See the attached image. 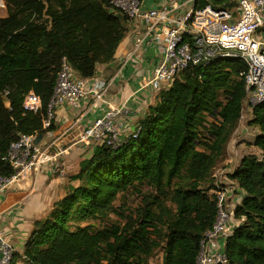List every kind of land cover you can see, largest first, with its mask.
<instances>
[{
	"label": "trees",
	"instance_id": "16d2710c",
	"mask_svg": "<svg viewBox=\"0 0 264 264\" xmlns=\"http://www.w3.org/2000/svg\"><path fill=\"white\" fill-rule=\"evenodd\" d=\"M2 1L0 173L10 175L2 158L11 145L47 134L43 122L63 63L78 79H94L115 60L133 20L111 0ZM209 4L219 6L196 0L195 9ZM246 68L242 58L221 56L190 63L120 145L95 146L66 175L63 195L13 264H151L157 256L162 264H197L218 218L216 172L245 109ZM31 92L42 100L37 112L25 108ZM249 113L259 153L228 173L243 199L225 244L227 264H264V103Z\"/></svg>",
	"mask_w": 264,
	"mask_h": 264
},
{
	"label": "built area",
	"instance_id": "2783aa9c",
	"mask_svg": "<svg viewBox=\"0 0 264 264\" xmlns=\"http://www.w3.org/2000/svg\"><path fill=\"white\" fill-rule=\"evenodd\" d=\"M142 1L111 0V3L115 8L127 13L132 20H150L153 28L169 20L166 14L156 11L143 14ZM213 1L219 2V6L209 4L204 8L194 7L175 21L173 27L166 30L162 62L151 81L145 85L158 93L167 88L190 63L198 64L217 56L242 58L247 62V68L241 73L247 93L241 118L243 120L245 113L264 103V0H237L236 15L226 7L228 0ZM187 35L192 36V42L186 39ZM106 90V84L91 86L89 80L78 79L68 63L64 62L43 122L47 137H53L50 129L55 123L56 110L59 107L68 105L77 109L89 95H94L100 101ZM41 107V98L34 92L29 93L25 108L37 112ZM125 112L123 107L110 106L83 131L81 142L93 147L120 145L125 139L122 137L119 119ZM46 135H42L43 140ZM39 136H22L11 145L8 153L2 158V161L10 164L12 172L10 175L0 173V196L15 184L26 180L36 169L58 162L67 153V149L57 147L54 141L48 144L41 141L37 143ZM230 163L234 165L235 162L232 159ZM232 171L233 169L228 173ZM227 182L224 185L220 181L217 182L219 214L213 229L206 233L201 243L197 264L228 263L225 250L222 251L219 242L224 239L226 244L227 238L236 228L234 209L229 210L227 202L229 195L234 194L237 188L231 181ZM16 251L14 244L0 235V264H13Z\"/></svg>",
	"mask_w": 264,
	"mask_h": 264
},
{
	"label": "crops",
	"instance_id": "0c3cea01",
	"mask_svg": "<svg viewBox=\"0 0 264 264\" xmlns=\"http://www.w3.org/2000/svg\"><path fill=\"white\" fill-rule=\"evenodd\" d=\"M230 2L237 0H228L226 4ZM195 5L196 0H143V14L156 11L166 14L169 20L156 28H153V23L146 18L133 20L115 60L111 64L100 66L97 76L89 80L91 86L107 85L102 100L98 101L94 95H89L77 109L63 105L56 110L53 137L51 139L46 135L41 142L48 144L54 141L57 147L67 149V153L58 162L36 169L26 180L15 184L0 196V235L9 239L17 251H23L35 223L45 218L52 204L63 195L66 174L56 176L54 173L58 170L59 163L71 162L68 155L77 154L83 149L89 151L87 156L93 152L92 145L81 142L83 131L110 106L125 108V114L119 119L123 139H126L146 116L158 93L145 84L151 81L162 62L165 32L174 26L175 21L192 11ZM229 9L235 15L238 12L237 6ZM239 163L235 162L226 170H217V182L227 184L228 172L235 169ZM242 199L237 192L230 194L228 209L235 210ZM238 225L237 220L235 226ZM219 243L224 251L225 240L221 239Z\"/></svg>",
	"mask_w": 264,
	"mask_h": 264
},
{
	"label": "rangeland",
	"instance_id": "374dc122",
	"mask_svg": "<svg viewBox=\"0 0 264 264\" xmlns=\"http://www.w3.org/2000/svg\"><path fill=\"white\" fill-rule=\"evenodd\" d=\"M7 14V8L4 2L1 0L0 17H5L7 16ZM250 117V113H245L243 120H241L237 131L234 133L228 145L226 160L220 165V170H226L229 166H231L230 162L232 161V159L234 162L239 163L244 155L259 153L258 150L252 146L253 139L255 138V135L257 133V129L252 128L248 125ZM88 154L89 151L85 149L77 152V154H69L68 157H70L71 162L65 163L64 161H62L57 167L58 170L54 173H56V176H64L65 174L67 175V173L75 172L78 169L79 161ZM151 264H162L161 256L154 257L151 261Z\"/></svg>",
	"mask_w": 264,
	"mask_h": 264
},
{
	"label": "water",
	"instance_id": "95a60500",
	"mask_svg": "<svg viewBox=\"0 0 264 264\" xmlns=\"http://www.w3.org/2000/svg\"><path fill=\"white\" fill-rule=\"evenodd\" d=\"M42 135H40L37 139H36V142L39 143L41 140H42Z\"/></svg>",
	"mask_w": 264,
	"mask_h": 264
}]
</instances>
